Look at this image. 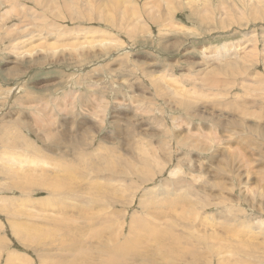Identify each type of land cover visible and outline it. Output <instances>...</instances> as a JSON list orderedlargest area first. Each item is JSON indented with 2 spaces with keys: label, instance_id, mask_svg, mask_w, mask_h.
I'll use <instances>...</instances> for the list:
<instances>
[{
  "label": "rangeland",
  "instance_id": "rangeland-1",
  "mask_svg": "<svg viewBox=\"0 0 264 264\" xmlns=\"http://www.w3.org/2000/svg\"><path fill=\"white\" fill-rule=\"evenodd\" d=\"M0 264H264V0H0Z\"/></svg>",
  "mask_w": 264,
  "mask_h": 264
},
{
  "label": "bare ground",
  "instance_id": "bare-ground-1",
  "mask_svg": "<svg viewBox=\"0 0 264 264\" xmlns=\"http://www.w3.org/2000/svg\"><path fill=\"white\" fill-rule=\"evenodd\" d=\"M109 37V36H108ZM117 43L114 42V40L112 39H109V40H103L102 42H100L98 44V50L101 51V52H104V51H110V50H116L115 47H116ZM229 52V51H228ZM257 52V48H256V51L255 53ZM235 55V54H233ZM227 55H222V57L225 59ZM246 60H243V61H239L238 62V65H242L245 63ZM249 62V61H248ZM236 66V65H235ZM245 66V65H244ZM169 68V67H168ZM247 69V67L245 68ZM250 70V69H249ZM169 73V72H168ZM181 88V87H180ZM179 88V89H180ZM9 96V95H8ZM7 96V97H8ZM180 103H182L181 100H179ZM179 101H176L177 103ZM179 108H182L183 110L187 111L188 110V106L187 105H184V102L182 104L179 105ZM51 194H53V191H50ZM128 234L131 235L132 234V227L128 229ZM148 237L152 238V239H156L151 233H146ZM28 235V234H27ZM27 235H23L22 236V240L25 241V238L27 237ZM114 241L112 242L113 243V246L112 248L110 249L111 253L114 255V256H120L123 254V242H125L126 239H123L122 237V229H119L118 231H116V238L113 239ZM118 241L117 245H116V242ZM163 248H166L165 245L161 244V249Z\"/></svg>",
  "mask_w": 264,
  "mask_h": 264
}]
</instances>
